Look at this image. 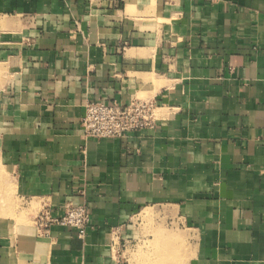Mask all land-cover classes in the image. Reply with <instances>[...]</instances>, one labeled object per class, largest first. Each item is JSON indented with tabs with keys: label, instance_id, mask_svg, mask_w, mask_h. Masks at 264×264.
I'll use <instances>...</instances> for the list:
<instances>
[{
	"label": "crops",
	"instance_id": "1",
	"mask_svg": "<svg viewBox=\"0 0 264 264\" xmlns=\"http://www.w3.org/2000/svg\"><path fill=\"white\" fill-rule=\"evenodd\" d=\"M0 66V264H135L148 208L183 264H264V0H0ZM133 98L153 128L84 137L85 101ZM66 203L84 236L40 235ZM153 231L140 261L182 264Z\"/></svg>",
	"mask_w": 264,
	"mask_h": 264
},
{
	"label": "built area",
	"instance_id": "2",
	"mask_svg": "<svg viewBox=\"0 0 264 264\" xmlns=\"http://www.w3.org/2000/svg\"><path fill=\"white\" fill-rule=\"evenodd\" d=\"M156 108V103L151 99L133 98L123 104L87 100L80 122L83 135L97 140L114 139L125 137L129 132L153 128L157 121ZM88 224L89 215L83 204L66 203L59 216L45 206L34 218L40 235L48 234L50 228L57 225L76 230L82 238Z\"/></svg>",
	"mask_w": 264,
	"mask_h": 264
},
{
	"label": "rangeland",
	"instance_id": "3",
	"mask_svg": "<svg viewBox=\"0 0 264 264\" xmlns=\"http://www.w3.org/2000/svg\"><path fill=\"white\" fill-rule=\"evenodd\" d=\"M0 71H1L0 72V74H1L0 75V86H1L3 81H4V76H5V71H4V69L1 66H0ZM0 172H1V170H0ZM1 176L2 175L0 173V193L4 192V190L1 188V182H2L1 181ZM5 193L8 196V192H5ZM15 204H16L17 207H20V208L26 207V205L24 203H21V205L18 204V201L15 202ZM8 206H13L12 202H9V200H6L5 203H4V201L1 202V208L2 209L7 208V210H8ZM155 218H157V213H155L150 219L141 221L140 224H139L140 226L138 225L137 222L135 223V229H137V230L139 229V231L140 230H143V231L144 230H150V234H152L153 236H151V237L144 236V237H142L140 239L139 242L138 241H131L130 238H129L126 242H123L122 244H119V254L121 255V258H123L124 262H126V258L127 257H129L130 259L133 257V261H134L135 264H143V261H140V259L142 260L143 257L146 256V254H145V252H143V253H141V251L138 252V250H139L138 246H140L141 250H143L142 248L146 249V247H148V246L150 247L151 244H154V242L160 238V237H157L154 234L153 230H155L157 228H163L164 227L166 229V233H167V236L164 239V244H165L167 250L168 249H172L173 247H176L177 248V253H178L179 249H181V251L183 252V254H182V258H183L182 259V264H183V262H184V250L189 249V245H190L189 244L190 237H191L190 234H188L184 230L182 231L178 226L170 225L169 221L166 222V225H163L162 222L156 221ZM173 229H176V231L181 235V238L180 237H176L175 238L173 236H170L171 233L173 232ZM144 234H147V231H145ZM180 239H181L182 242L181 241L178 242ZM133 245H136V247L133 248ZM133 250H136L135 254L131 253V252H133ZM138 256H139V258H138ZM173 257H174V252H172L171 255H168V260L169 259L173 260L174 259Z\"/></svg>",
	"mask_w": 264,
	"mask_h": 264
},
{
	"label": "bare ground",
	"instance_id": "4",
	"mask_svg": "<svg viewBox=\"0 0 264 264\" xmlns=\"http://www.w3.org/2000/svg\"><path fill=\"white\" fill-rule=\"evenodd\" d=\"M3 71V70H2ZM1 72V71H0ZM1 75V74H0ZM155 212L156 211H154V209H150V208H148V209H146L143 213H142V217L140 216V218H145V219H149V218H151L154 214H155ZM157 213V212H156ZM170 213V212H169ZM171 236H173L174 237V235H171ZM179 237V236H178ZM176 238V237H175ZM174 238V239H175ZM178 239V238H177ZM183 240V239H182ZM182 242V241H181ZM173 249V248H172ZM161 258V257H160ZM162 258H164V256H162ZM161 258V261H163L164 259H162ZM167 258V260H168V256L166 255L165 256V259Z\"/></svg>",
	"mask_w": 264,
	"mask_h": 264
}]
</instances>
